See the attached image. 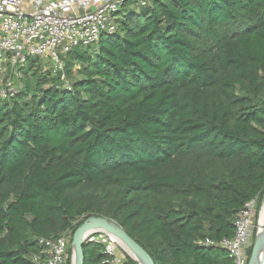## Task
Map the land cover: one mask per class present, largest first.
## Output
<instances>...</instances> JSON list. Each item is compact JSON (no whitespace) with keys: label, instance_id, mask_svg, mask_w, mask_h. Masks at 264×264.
Returning a JSON list of instances; mask_svg holds the SVG:
<instances>
[{"label":"trees","instance_id":"trees-1","mask_svg":"<svg viewBox=\"0 0 264 264\" xmlns=\"http://www.w3.org/2000/svg\"><path fill=\"white\" fill-rule=\"evenodd\" d=\"M47 63L0 98V264H38L39 238L62 235L70 264L89 216L154 264H234L218 242L254 197L255 236L264 191V0H128L95 47Z\"/></svg>","mask_w":264,"mask_h":264},{"label":"built area","instance_id":"built-area-1","mask_svg":"<svg viewBox=\"0 0 264 264\" xmlns=\"http://www.w3.org/2000/svg\"><path fill=\"white\" fill-rule=\"evenodd\" d=\"M126 1L0 0V98L11 99L18 93L20 82L15 84L14 74L21 76L29 57L49 62L57 72L63 70L62 56L75 47H95L101 35L116 30ZM138 2L145 4L146 0ZM256 200L254 197L244 204L234 221L233 237L218 242L228 251L234 264H247V250L254 240ZM85 241L103 246L106 264H130L123 247L108 232L90 231ZM66 243V235L57 239L39 238L43 248L32 257L33 261L61 264ZM198 243L215 244L209 239Z\"/></svg>","mask_w":264,"mask_h":264},{"label":"water","instance_id":"water-1","mask_svg":"<svg viewBox=\"0 0 264 264\" xmlns=\"http://www.w3.org/2000/svg\"><path fill=\"white\" fill-rule=\"evenodd\" d=\"M261 214L263 215V228L262 230L257 229L255 233L251 253L249 255L247 264H264V191L258 212V218ZM93 230H103L108 232L117 240L123 242V244H125V246L128 247L139 258L148 262L149 264H154L151 256L147 253V251L142 248V246H140L132 237H130L126 233V231L122 229V227L114 223L112 220H109L102 216H89L85 218L83 222L74 229L71 236V264H83L82 244L84 243L88 232Z\"/></svg>","mask_w":264,"mask_h":264},{"label":"bare ground","instance_id":"bare-ground-1","mask_svg":"<svg viewBox=\"0 0 264 264\" xmlns=\"http://www.w3.org/2000/svg\"><path fill=\"white\" fill-rule=\"evenodd\" d=\"M262 228H263V215L261 214L260 217L258 218L257 229L262 230ZM117 241L121 243V245L126 249V251L138 262V264H149L148 262L139 258L135 253H133L128 247L125 246V244H123V242H121L120 240Z\"/></svg>","mask_w":264,"mask_h":264},{"label":"rangeland","instance_id":"rangeland-1","mask_svg":"<svg viewBox=\"0 0 264 264\" xmlns=\"http://www.w3.org/2000/svg\"><path fill=\"white\" fill-rule=\"evenodd\" d=\"M139 3V2H138ZM134 5L137 7V4H135L134 3ZM46 67H51V69H53L54 67L51 65V64H49V63H47V66ZM77 65H75L74 67H73V71L75 72L76 70H77ZM46 69V68H45ZM18 74V73H17ZM21 74V73H20ZM65 80V79H64ZM20 81V77L19 76H16L15 74H14V82H15V84H18V82ZM114 222V221H113ZM115 223V222H114ZM120 245H121V243H120ZM69 246H70V248H71V257H72V247H71V243H69ZM122 246V245H121ZM123 247V246H122ZM122 251L126 254V255H128L129 257H131L129 254H128V252L126 251V249L123 247V249H122ZM132 258V257H131ZM133 259V258H132ZM136 263H137V261L135 260V259H133ZM71 264V263H70ZM138 264V263H137Z\"/></svg>","mask_w":264,"mask_h":264}]
</instances>
